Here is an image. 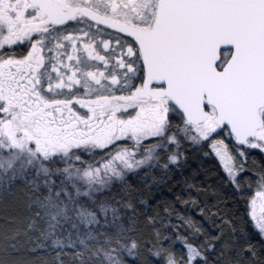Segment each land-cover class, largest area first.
<instances>
[{
    "label": "snow or ice",
    "instance_id": "1",
    "mask_svg": "<svg viewBox=\"0 0 264 264\" xmlns=\"http://www.w3.org/2000/svg\"><path fill=\"white\" fill-rule=\"evenodd\" d=\"M79 148L111 155L39 180L52 174L42 162ZM193 155L228 189L212 204L187 180L150 202L104 195ZM37 165L39 183L26 175ZM3 176L29 189V215L0 226L19 264L34 231L43 264H264V0H0ZM73 215L79 248L60 238Z\"/></svg>",
    "mask_w": 264,
    "mask_h": 264
},
{
    "label": "trees",
    "instance_id": "2",
    "mask_svg": "<svg viewBox=\"0 0 264 264\" xmlns=\"http://www.w3.org/2000/svg\"><path fill=\"white\" fill-rule=\"evenodd\" d=\"M108 154V153H107ZM105 154V155H107ZM257 162L256 166H259L260 157L257 156L254 158ZM216 166L213 164L205 163L202 165V162L195 155L191 156L188 160L186 167L182 172H174L173 176H168L164 173H157L155 177L152 175H142L137 176L134 179L132 185H123L122 181H114L111 186V194H108V190H105L104 195H108L110 201H118L122 205L123 201L128 198L129 191L131 192V199L134 202H138L140 197H143L145 201H152L158 197L168 198L170 193L169 190L174 187V181H176V187H180L184 181L191 183H197L208 187L207 193H196L191 192L187 193L192 196L194 199H203L206 200L209 204H212L216 200V195L214 194V189L217 190L220 194H227L228 189L223 188L218 182V178L215 172ZM193 173H196L193 175ZM27 176L31 180H36L39 183V180L44 179H35L34 173H27ZM5 186H10L14 195H9L7 192L0 194V226L6 225L5 217L19 216L21 219L29 215L27 209V193L29 189H22L18 187L15 182H8ZM119 206V205H118ZM231 207V206H230ZM236 208H242V204L236 205ZM126 215L127 213H122ZM243 216V212H241ZM111 222V221H109ZM101 225L100 230L103 228ZM10 227H15L12 225ZM23 227H27V222L25 221ZM144 236L147 237L149 233L147 230L144 231ZM25 237L21 235V243H18L16 246V251L23 258V264H43V260L40 258L33 259L29 254V247H37L41 243H44L39 236L35 233L30 234L28 243H24ZM151 243V241H147ZM79 248V246H77ZM12 249L5 251V245L0 244V260L3 261V264H19L14 255L12 254ZM37 251L41 249L37 248ZM69 251H71L69 249ZM126 259V257H125ZM141 264H147L145 258H141Z\"/></svg>",
    "mask_w": 264,
    "mask_h": 264
},
{
    "label": "rangeland",
    "instance_id": "3",
    "mask_svg": "<svg viewBox=\"0 0 264 264\" xmlns=\"http://www.w3.org/2000/svg\"><path fill=\"white\" fill-rule=\"evenodd\" d=\"M88 151H89V149H86V148L73 149V152L84 153V155L81 157L80 160H77L74 155L70 154L69 157H67V158H58L59 159L58 163L42 162L43 166L48 167L52 174L49 175L48 177H44L43 173L41 172L39 179L56 180V179H58V176L56 175V170L62 169L68 165H72V166L84 169V168L88 167L89 164L91 163V164H94L95 166L98 167L99 165H101L102 163L107 161L111 155L110 153H108L107 155L99 156L95 160H92L90 157L87 156ZM39 167H40V165H37L36 168L29 169L26 172V175H27V173H30V172L34 173V175H35V172L39 169ZM127 175L128 174H126V176ZM35 179H37L36 176H35ZM0 182H2L4 185L7 184L8 182H10L9 176L0 177ZM79 186L83 190L84 186L83 185H79ZM59 187H61V189L63 190L65 185H59ZM102 224H104L103 219H101L100 225H93V226H91V228L89 230L96 232V233H99L100 227ZM69 233H70V235H69ZM80 237H83L86 239L87 238V232L84 230L83 226L80 225L79 221L73 215L72 219L64 224V231L60 235V238L63 240L65 246H67L69 244H75L76 247L77 246L80 247ZM48 243L50 244V241ZM99 259H100V261H103L104 264H107V261L104 260V257L102 254L100 255Z\"/></svg>",
    "mask_w": 264,
    "mask_h": 264
}]
</instances>
